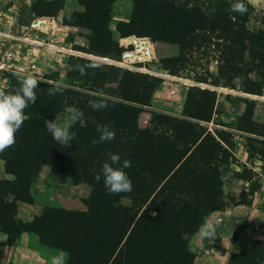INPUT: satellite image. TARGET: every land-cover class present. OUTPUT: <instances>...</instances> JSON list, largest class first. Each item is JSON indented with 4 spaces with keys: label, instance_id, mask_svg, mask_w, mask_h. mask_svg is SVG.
<instances>
[{
    "label": "trees",
    "instance_id": "16d2710c",
    "mask_svg": "<svg viewBox=\"0 0 264 264\" xmlns=\"http://www.w3.org/2000/svg\"><path fill=\"white\" fill-rule=\"evenodd\" d=\"M78 1L84 12L76 15L92 32L88 52L119 61L125 49L109 29L112 6L118 0ZM127 1L129 19L115 26L121 38L146 37L177 46L175 56L158 60L162 71L179 76L198 64L199 55L213 52L215 73L206 70L197 82L206 83L211 77L213 86L232 88L237 82L244 93L262 94L264 16L257 17L247 0H242L247 9L243 13L232 10L236 0ZM63 5L64 0H37L32 10L39 17L54 16ZM23 77L10 75L3 91L18 89ZM66 78L68 85L78 82L84 91L66 88L58 74L47 78L51 83L39 81L37 100L24 110L26 119L15 134L16 142L0 152V159L11 164L6 172L14 177L0 181V201L10 197L32 202L30 187L42 166H48L55 179H94L109 154L118 153L121 164L131 160L125 171L132 179V191L95 197L71 226L48 222L38 231L41 239L60 241L70 255L67 264H193L195 254L188 242L205 217L222 205L220 166L231 146L228 133L220 131L215 137L201 126L215 113V93L189 87L183 118L161 115L141 129V107L150 106L161 78L113 65L94 66L80 57L71 59ZM56 84L60 90L49 94ZM90 101L106 107L93 109ZM72 108L83 115L68 126L75 132L71 144L61 145L44 122L66 112L72 115ZM98 124L114 129L115 138L94 145L92 140L100 135ZM254 126L248 110L237 129L253 133ZM121 196L130 198L131 208L118 203ZM9 218L1 232L35 230ZM227 264H264V233L261 240L233 253Z\"/></svg>",
    "mask_w": 264,
    "mask_h": 264
},
{
    "label": "rangeland",
    "instance_id": "374dc122",
    "mask_svg": "<svg viewBox=\"0 0 264 264\" xmlns=\"http://www.w3.org/2000/svg\"><path fill=\"white\" fill-rule=\"evenodd\" d=\"M35 1L0 0V91L8 87L10 75H32L39 81L51 83L47 78L58 74L66 88L83 92L78 82L68 85L66 72L73 57L89 60L94 66L113 65L153 77L162 74L158 76L162 83L154 92L150 106L141 107L138 118L141 129L161 115L183 118L189 87L213 91L215 113L210 121L201 122V126L215 137L220 131L228 133L231 146H227V158L220 166L222 205L205 217L203 226L188 242L189 250L195 254L193 264H227L233 253L261 240L264 233V87L261 95H252L242 92L237 82L232 88L211 85V77L206 83L197 82L206 70L215 73L213 52L199 55L196 66L172 76L159 68L158 60L163 54L176 52L177 47L151 42L146 37L131 36L133 41H145L148 50L137 52L139 44L131 49L129 45L122 46L125 51L119 61L89 53L88 37L92 32L76 15L84 12L78 0H64L56 15L42 17L33 13ZM119 1L117 6H112L109 22L112 38L117 42L121 37L115 29L116 18L128 21L131 11L127 0H122L121 4ZM247 1L255 8L257 17L264 16V0ZM248 110L255 125L253 133L237 129L241 116ZM55 122L61 127L69 126L73 122L72 115L66 112L57 116ZM8 166H11L8 161L0 159V181L14 179L6 172ZM104 194L108 193L103 180L55 179L50 168L42 166L36 182L30 187L32 202L12 201L10 197L0 201V229L8 225L9 217L15 223L22 222L35 229L0 231V264H53L54 258H59L60 264H67L70 255L60 241L42 240L38 231L44 230L48 222L60 227L71 226L88 211L92 199ZM118 200L122 207L131 208L129 197L121 196ZM53 243L58 246H51Z\"/></svg>",
    "mask_w": 264,
    "mask_h": 264
},
{
    "label": "clouds",
    "instance_id": "9594fccd",
    "mask_svg": "<svg viewBox=\"0 0 264 264\" xmlns=\"http://www.w3.org/2000/svg\"><path fill=\"white\" fill-rule=\"evenodd\" d=\"M233 11L245 12L246 6L242 0H236L232 5ZM83 72V68L81 69ZM39 80L32 75L25 76L20 80L18 89L11 91H0V152L12 146L16 142L15 134L21 128L26 115L24 110L31 104H35L37 100V89L39 88ZM60 90V85L56 84L54 88L49 89V94H53ZM93 109L106 107L104 103L90 101ZM72 119L78 120L83 113L76 108L71 109ZM47 131L51 133L53 138L61 145H69L75 137V132L69 130L68 126H58L54 121L44 122ZM96 131L100 134L98 139H93L92 143L98 144L105 141H111L115 138V130L108 125L96 126ZM121 156L118 153H111L108 159L102 162L100 171L96 173L94 179L97 182L103 180V185L108 193H121L132 191V179L125 171L131 166V160L125 159L120 163ZM53 264H60L59 258H54Z\"/></svg>",
    "mask_w": 264,
    "mask_h": 264
},
{
    "label": "crops",
    "instance_id": "0c3cea01",
    "mask_svg": "<svg viewBox=\"0 0 264 264\" xmlns=\"http://www.w3.org/2000/svg\"><path fill=\"white\" fill-rule=\"evenodd\" d=\"M119 1V0H118ZM121 2H122V0H120L119 1V3L121 4ZM117 6V1L114 3V6ZM118 17V16H117ZM116 22H118V21H124V20H126L125 18H123V17H119V18H116ZM118 42H120L119 44L121 45V46H127V45H129L130 47H133V45L135 44V45H138V43H137V41H133V39L131 38V36H129V37H125V38H121V39H119L118 40ZM167 45V44H166ZM170 45V44H169ZM139 46H140V44H139ZM147 46V45H146ZM175 46V45H174ZM177 47V46H176ZM145 48V47H144ZM148 50V49H147ZM177 54V51L176 52H172L171 54H169V55H167V54H163V57H166V56H175ZM162 57V56H161Z\"/></svg>",
    "mask_w": 264,
    "mask_h": 264
},
{
    "label": "bare ground",
    "instance_id": "6f19581e",
    "mask_svg": "<svg viewBox=\"0 0 264 264\" xmlns=\"http://www.w3.org/2000/svg\"><path fill=\"white\" fill-rule=\"evenodd\" d=\"M135 41H137V43L138 44H140V46L139 47H137V49H138V51L137 52H140V50H142V49H144V47H145V50L146 49H149V46H146V42L145 41H142V42H138L139 40H135ZM148 41V40H147ZM149 54V53H148ZM132 56V55H131ZM133 58V57H132Z\"/></svg>",
    "mask_w": 264,
    "mask_h": 264
},
{
    "label": "built area",
    "instance_id": "2783aa9c",
    "mask_svg": "<svg viewBox=\"0 0 264 264\" xmlns=\"http://www.w3.org/2000/svg\"><path fill=\"white\" fill-rule=\"evenodd\" d=\"M155 76H157V77H158V76L161 77V76H163V75H162V74H157V75H155Z\"/></svg>",
    "mask_w": 264,
    "mask_h": 264
}]
</instances>
